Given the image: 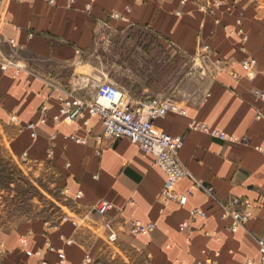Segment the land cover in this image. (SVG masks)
I'll return each instance as SVG.
<instances>
[{
	"label": "crops",
	"instance_id": "crops-1",
	"mask_svg": "<svg viewBox=\"0 0 264 264\" xmlns=\"http://www.w3.org/2000/svg\"><path fill=\"white\" fill-rule=\"evenodd\" d=\"M88 1L76 0L71 7L65 0H58L56 6L45 0L8 5L0 26V144L7 140L15 156L52 160L70 198L76 200L82 191V198L76 200L81 224L94 218L98 225L76 226L72 220L57 225L40 219L21 222L0 238L5 249L0 264H60L57 252L47 249L48 243L65 252L64 264H84L87 256L93 258L91 264H198L204 252L216 258L215 264H247L248 260L264 264L256 242L264 234V156L258 150L264 148V103L257 104L253 95L255 89L264 91V22L253 19L252 0H241L231 14L218 12L219 25L199 10L203 0H186V4L182 0H97L90 16L85 12ZM110 12L125 19L102 24ZM244 15L249 40L240 44L231 31L237 27V17ZM199 36L212 47V59H221L227 66L214 76L198 104L178 101L186 115L170 113L157 125L170 135L185 137L181 159L198 180L215 189V197L194 190L191 179L185 178L177 190L193 191L187 204H164L161 191L166 173L153 155L127 138H105L99 116L89 126L80 121L56 123L52 117L64 93L91 98L106 81V73L98 67V44L108 39L109 44H160L179 59L177 51L195 52ZM249 57L258 62L254 80L246 78L241 67ZM7 60L24 69L2 70L1 62ZM232 70L241 74L240 81L232 78ZM44 104L49 108L47 120L38 125L34 138L25 126L38 122ZM13 115L19 123L11 122ZM192 121L244 139L238 144L214 139L190 129ZM232 196L256 203L254 217L235 234L228 231L229 222L222 218L218 204ZM101 200L114 206L106 216L93 213ZM197 207L207 212V218L181 230ZM108 221L118 233L115 243L108 241L104 231ZM134 221L155 223L156 231L151 237H134L129 233ZM212 231L218 241L206 234ZM23 238L27 248L22 246Z\"/></svg>",
	"mask_w": 264,
	"mask_h": 264
},
{
	"label": "built area",
	"instance_id": "built-area-1",
	"mask_svg": "<svg viewBox=\"0 0 264 264\" xmlns=\"http://www.w3.org/2000/svg\"><path fill=\"white\" fill-rule=\"evenodd\" d=\"M24 0H0V26L3 23L4 14L11 2H22ZM50 6H56L58 0H45ZM67 6L74 5L76 0H65ZM97 0H89L85 5V12L87 15H92L94 4ZM241 0H203L198 3L199 10L205 15L213 16L215 23H221L220 18H217V13L231 14L237 10L238 3ZM186 4V0L181 1ZM177 11V15H181ZM125 17L118 12H110L108 18L103 20L102 24H109L108 20H123ZM232 34L240 37V42L244 43L248 39V35L244 32L243 18L237 17V27L231 31ZM181 54L180 57L188 56L193 63V66L202 68L204 66L212 65L218 70H224L227 66L221 59H212V47L199 36L197 39V47L193 54L183 51H177ZM13 67L17 72L24 69L22 65L14 60H7L1 62L2 70H7ZM244 71V76L249 80H254L258 75V62L255 58L244 60L241 63ZM196 70V68H195ZM192 68L190 74H193ZM232 78L240 81L242 76L239 72L232 70L230 72ZM253 95L257 104L264 103V91L255 89ZM61 107L59 111L53 115L54 122H64L70 124L75 121H80L84 125L89 126L91 120L96 117L102 119L104 126V137L117 141L127 138L133 144L137 145L144 153L151 154L155 157L156 164L166 173V181L161 191V199L165 204L167 202H178L180 205H186L189 196L193 193L190 190L187 194L180 193L177 190L179 182L185 178L192 181L193 189L202 191L203 193L215 197V189L198 180L184 164L181 159L180 152L185 144V137L181 135H170L157 125L158 120L166 117L168 114L186 115V109L177 100L168 97H147L142 99H135L123 87L119 86L113 81H103L97 87L96 94L91 98H82L74 96L69 93L59 97ZM49 108L46 104L40 108V118L38 122H31L25 126L31 132L32 137L37 136V127L39 124L46 122V114ZM262 114H258L257 118H261ZM11 122L19 123L17 116H11ZM190 129L198 130L204 134L211 136L214 139L229 143L238 144L244 138L234 135H228L226 132L217 128H212L206 123L192 121ZM258 150L264 156V148L259 147ZM26 154L22 158H25ZM82 191L76 194L77 199L82 198ZM222 211V218L229 222L227 229L230 233H238L247 227V223L254 217L256 203L246 197L232 196L226 201L218 203ZM114 209L112 203L107 200H101L94 207V212L99 216H106L111 210ZM191 220L185 221L181 224L180 229L185 230L191 228L192 223H198L207 218V212L202 208H194L190 212ZM64 220H68L65 217ZM109 242L115 243L118 241V233L115 226L111 222H106L103 225ZM155 223H143L141 221L132 222L129 233L132 236H147L151 237L156 231ZM206 234L217 241L219 237L216 231L206 232ZM68 242H72L69 240ZM22 246L27 248L28 241L23 238ZM257 245L259 249L260 260L264 263V234L257 237ZM47 249L55 251L58 254L60 264L66 262V255L62 249L55 250L53 246L48 243ZM29 256L33 252L27 250ZM93 258L87 256L84 264H91ZM216 258L204 252V258L198 264H215ZM252 260H248L247 264H252ZM42 264H46L43 262ZM131 264V263H126Z\"/></svg>",
	"mask_w": 264,
	"mask_h": 264
},
{
	"label": "rangeland",
	"instance_id": "rangeland-1",
	"mask_svg": "<svg viewBox=\"0 0 264 264\" xmlns=\"http://www.w3.org/2000/svg\"><path fill=\"white\" fill-rule=\"evenodd\" d=\"M250 5L253 19L258 24L264 22V0H252ZM245 20L244 15L243 23ZM244 32L248 39L241 43L239 37L240 44H247L249 40V31L244 28ZM109 42L108 39L106 44H98V67L106 73L107 81L118 83L135 99L168 97L183 105L198 104L219 73L211 64L204 66L203 72L198 65L193 66L190 57H180L181 54L177 53V59L169 47L165 49L160 44ZM91 58L94 59V55ZM251 58L255 57L248 59ZM192 68L194 72L190 74ZM4 142L0 144V238L13 232L21 222L38 219L57 225L68 217L76 226L98 225L94 218L81 224L76 215L79 211L77 199L70 198L61 184L52 160L37 161L15 156L10 153L9 142ZM4 254V245L0 241V263Z\"/></svg>",
	"mask_w": 264,
	"mask_h": 264
}]
</instances>
